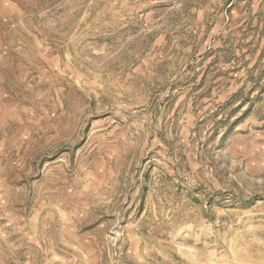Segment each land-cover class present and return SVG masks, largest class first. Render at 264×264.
<instances>
[{"label": "rangeland", "instance_id": "obj_1", "mask_svg": "<svg viewBox=\"0 0 264 264\" xmlns=\"http://www.w3.org/2000/svg\"><path fill=\"white\" fill-rule=\"evenodd\" d=\"M0 264H264V0H0Z\"/></svg>", "mask_w": 264, "mask_h": 264}]
</instances>
